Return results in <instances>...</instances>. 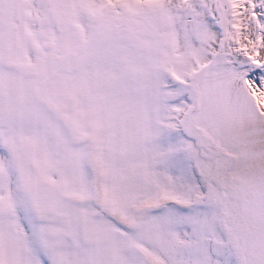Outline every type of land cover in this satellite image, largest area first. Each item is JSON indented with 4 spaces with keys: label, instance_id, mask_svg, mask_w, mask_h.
I'll use <instances>...</instances> for the list:
<instances>
[{
    "label": "snow or ice",
    "instance_id": "1",
    "mask_svg": "<svg viewBox=\"0 0 264 264\" xmlns=\"http://www.w3.org/2000/svg\"><path fill=\"white\" fill-rule=\"evenodd\" d=\"M0 264H264V0H0Z\"/></svg>",
    "mask_w": 264,
    "mask_h": 264
}]
</instances>
